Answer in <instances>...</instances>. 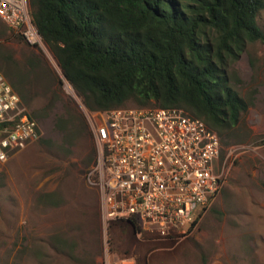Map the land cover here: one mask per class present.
<instances>
[{"label": "rangeland", "instance_id": "rangeland-1", "mask_svg": "<svg viewBox=\"0 0 264 264\" xmlns=\"http://www.w3.org/2000/svg\"><path fill=\"white\" fill-rule=\"evenodd\" d=\"M257 23L264 30V8ZM32 50L53 78L30 75L25 106L40 136L13 153L0 174V264H104L106 252L110 259L133 255L137 264H264V43L248 42L231 64L248 109L239 135L222 142L221 191L176 239L135 231L123 219L103 225L98 189L87 179L97 162L88 109L47 45L30 47L0 20V72L6 65L22 69ZM65 103L86 122L70 140L57 125Z\"/></svg>", "mask_w": 264, "mask_h": 264}, {"label": "trees", "instance_id": "trees-1", "mask_svg": "<svg viewBox=\"0 0 264 264\" xmlns=\"http://www.w3.org/2000/svg\"><path fill=\"white\" fill-rule=\"evenodd\" d=\"M28 3L42 42L88 111L104 112L128 103L178 107L201 118L218 133L221 144L239 135L238 123L248 102L233 85L231 64L248 42L264 43V30L257 23L264 0ZM31 52L22 69L2 68L26 105L30 103L26 85L30 75L53 78L40 55ZM64 110L65 118L58 119L57 125L70 140L78 126L86 128V122L67 103ZM126 222L142 231L135 221Z\"/></svg>", "mask_w": 264, "mask_h": 264}, {"label": "built area", "instance_id": "built-area-1", "mask_svg": "<svg viewBox=\"0 0 264 264\" xmlns=\"http://www.w3.org/2000/svg\"><path fill=\"white\" fill-rule=\"evenodd\" d=\"M0 20L27 44L41 45L28 0H0ZM86 117L97 146L87 179L98 189L103 225L129 219L163 239L186 236L225 181L218 133L178 107H119ZM39 136L37 120L0 72V174ZM104 259L137 264L133 255L110 259L106 252Z\"/></svg>", "mask_w": 264, "mask_h": 264}, {"label": "bare ground", "instance_id": "bare-ground-1", "mask_svg": "<svg viewBox=\"0 0 264 264\" xmlns=\"http://www.w3.org/2000/svg\"><path fill=\"white\" fill-rule=\"evenodd\" d=\"M66 85H67L68 89H69L70 91H72V87L70 86V84H69V83H66Z\"/></svg>", "mask_w": 264, "mask_h": 264}]
</instances>
